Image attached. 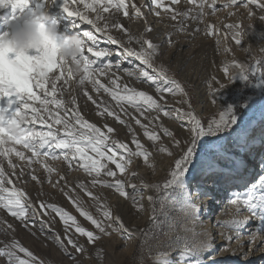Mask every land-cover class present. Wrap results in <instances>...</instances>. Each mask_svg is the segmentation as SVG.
<instances>
[{"label": "snow or ice", "instance_id": "snow-or-ice-1", "mask_svg": "<svg viewBox=\"0 0 264 264\" xmlns=\"http://www.w3.org/2000/svg\"><path fill=\"white\" fill-rule=\"evenodd\" d=\"M31 2L32 5L35 4L37 9L45 5L44 0H31ZM51 2L54 3L55 0H51ZM187 2L195 5V9L198 10L195 16H190L193 9L181 12L166 6L164 0H151V4L154 6V14L157 17L167 16L172 21H177V32L185 31V21L189 18L202 22L206 15V0H187ZM179 3L180 0H171L173 5ZM236 3L237 0H230V3L225 4L224 7H230ZM81 4L84 11L79 8ZM247 4H253L264 9V3H258V0H247ZM73 5L77 7L73 8ZM215 5L216 0H211V3L208 4L213 13L217 11ZM62 7L63 11L73 18V30L85 42L86 46L81 49L80 55L74 57L67 66L53 62L50 73L58 69V75H47L44 78H39L23 71H12L6 72L4 79L0 80V209L6 210L26 228L35 227L36 218L40 217L41 214L51 216V213H55V216H58L64 225L63 239L43 219L39 221L38 231L41 234L47 232L49 238L72 260H75L76 257L69 252L65 241L75 252L82 253L84 251V247L71 238L72 230L79 236L86 237L89 244H95L101 239V236L111 235L112 232L123 233L124 240L130 239L134 233L122 223L121 217L114 216L112 210L100 202L99 197L89 190V185L79 182L74 187H70L64 175H59L55 182L52 181L51 176L56 172V169L48 161L63 160L70 170L82 169L90 177L89 183L92 188L98 185L107 187L113 189L120 197L131 200L132 206L137 212L144 211L142 203L144 190L155 191L157 193L155 197L151 195L147 197L152 225L159 222L158 211H163L166 206L171 205L173 210L184 217V220L166 217L169 231H175L180 226L192 231L194 237H202L201 239H182L177 235L170 241V244L182 245L178 264H205L206 254L210 253L214 247L212 238L206 232L196 233L194 229L187 227L188 224L196 225L199 223L200 209L193 202L187 179L190 170L198 171L205 175H213L217 177L215 182L228 186L226 211L231 218L217 222L219 227L228 230V232L221 233L226 242L238 241L242 237L249 224V216L244 215L245 212L256 219L255 229L248 232L249 247L252 248L257 238L264 236V174L259 175L254 182L248 183L242 175L245 162L234 158L231 149L235 146L238 149L250 151L256 143L255 139L249 138V130L246 125L236 127L240 120V115L236 109L247 108L253 102L254 97L235 95L232 103L227 104L219 111L218 118L212 117L205 125L194 113L193 105L182 84L168 75L166 67L156 65L155 60L159 55V46L147 39L146 34L131 35L117 18L118 14L129 19L143 18L141 8L132 0H91V2L63 0ZM88 13L95 15L92 17ZM106 13L110 15L106 16ZM81 22L90 25L91 30L79 31ZM225 27L232 29L239 26L226 25ZM212 28V25L207 28L209 36L213 34ZM113 30L122 32L127 39L116 38L112 35ZM152 31L151 26L146 28V33ZM233 35L235 43L239 45L241 43L240 33L237 31ZM100 38L119 49L116 55H120L124 59L132 58L142 65L135 70L123 69L129 77L134 78L137 82L153 85L161 101L165 99V93L171 94L172 97H183L176 103L187 105V110L181 107L166 108L164 104L159 103L146 92L126 84L121 85L119 83L120 77L112 72L113 68L119 70L121 65L105 62L108 57L113 55V52L109 48L100 46ZM167 43L169 46L172 45L171 34L167 38ZM133 45L137 47H133ZM262 64L264 61L256 60L251 67H246L239 62H233L231 66L226 64L222 71L225 76H229L230 67L237 69L238 74L229 76L230 81H240L246 87L256 89L261 95H264V67H261ZM100 77L107 78L108 84L102 83ZM250 77H256L255 82ZM211 79L220 85L218 89H213L211 82L208 84L209 95L213 97L212 103L215 104L217 93L225 85L220 84L215 76ZM61 81L62 83H60ZM73 81L75 87L72 86ZM86 83L90 84L92 90L97 94L103 90L104 93L110 95L116 101V107L120 108L125 116H130V113L123 107L124 104H127L140 113L142 117L148 119L149 125L152 126L151 130L149 125H145L140 119L131 116V119L143 129L144 136L153 143L158 153L166 154L169 157L174 155V152L161 142V136L156 128L159 127L163 136L171 139V147L178 149L181 154L175 159L174 166L168 171V178L165 181L150 184L141 180L140 184L137 185L131 182V178H135L137 173L132 172L128 180H122L117 178L116 171L108 167V163L114 164L115 169L123 176L132 163V158L141 157L144 164L153 172L155 171V165L150 162L152 152L145 149L136 138L131 125L127 120L121 119V114L112 110L111 106H105L103 101L97 102L93 99L87 89L83 88ZM77 88L82 89V94L96 105L98 116L103 117L107 114V116L113 117L117 122L127 127L128 132L132 134L135 150L130 148L127 143L111 139L108 134L114 132L112 127H107L106 134L100 127L90 123L81 114L75 94ZM65 94L70 97L68 100L64 99ZM149 112L155 113V115L149 118L146 115ZM160 113H163V116L170 120L181 122L180 127L188 133L187 138L181 141L167 127L156 124L155 122L160 119ZM259 140L261 144H264V134L259 137ZM55 150H60V153ZM25 152L31 155H26ZM89 152L94 153L96 158L89 155ZM13 156L19 161L26 162L24 167L31 170L29 175L37 183L42 182L35 175V169L32 167L34 164H39L44 169L48 174L47 182L53 187L64 181L61 191L65 187L68 188L64 195L68 197L80 216L94 226L95 231L85 229L78 223L75 216L55 204L41 201L38 210L28 199L26 193L13 185L9 173L5 170L6 161L8 169H11V174L16 176L17 181L24 176V167L14 163ZM102 160H106L108 163H101ZM18 167H20V171L17 174L16 169ZM259 168L264 173V160H261ZM102 173L104 176L113 178L114 182L101 179ZM233 184L241 185V189H234ZM7 185H13V187L9 188ZM127 188H131L132 192L129 193ZM76 189L84 192L95 202L97 212L100 214L99 218H95L82 207ZM51 219L54 220L55 217H51ZM2 223L4 222L0 221V224ZM7 229L15 231L11 224L7 225ZM32 234L35 235V232ZM142 234L147 236L146 231ZM223 250H227V248ZM18 252L23 253L26 258L22 259L17 254ZM247 256L248 254L245 253L243 259L247 260ZM0 257L6 258L7 264H44L16 239L10 243H5L0 248ZM95 257L102 260L103 250H98ZM208 259L211 261L213 258L208 257ZM153 264H172V261L167 253L158 252L153 257Z\"/></svg>", "mask_w": 264, "mask_h": 264}, {"label": "rangeland", "instance_id": "rangeland-1", "mask_svg": "<svg viewBox=\"0 0 264 264\" xmlns=\"http://www.w3.org/2000/svg\"><path fill=\"white\" fill-rule=\"evenodd\" d=\"M86 2H91V0H86ZM132 2L141 8L143 18L129 19L122 14H118L117 18L124 27L128 29L131 35L139 36L141 34H146L147 39H150L159 46V55L155 60L156 65H163L166 67L168 75L182 84L188 93L191 104L193 105L194 113L201 119L202 123L206 125L207 121L212 117L215 116L218 118L219 111L226 107L227 104L232 103L235 95L239 94L244 97L251 95L254 97V100L247 108L236 109L240 115V120L236 127L246 125L249 130V138L257 139V133H261L264 130L262 129L264 128V104H261L262 100H264V95H261L256 89L246 87L245 84L240 81H230L229 76L237 75V69L230 67L229 76H225L222 69L226 64L231 66L233 62H239L246 67H251L256 60L264 61V51H262L264 50V47L256 54L250 56L259 45L264 43V19H262V17H264V9L253 4H247V0H237V3L230 7H224L225 4L230 3V0H216L215 7L217 11L213 13L212 9L208 7L211 0H206V15L203 17L202 22L200 20L194 21L189 18L185 21V31L177 32V21H172L167 16L157 17L154 14V6L151 4V0H132ZM164 3L166 6L172 7L181 12L193 9L190 16H195L198 11L195 9V5L188 3L187 0H180V3L176 5L171 4V0H164ZM258 3H264V0H258ZM62 4L63 0H55L54 3H51L50 7L45 4L39 9L41 12H46L50 23L58 24V33L61 38H68L75 33V30L72 28L73 18L69 17L67 13L63 11ZM246 4L247 6H245ZM72 7L75 8L77 6L73 5ZM79 8L84 11L82 4L79 5ZM35 9H37L35 4L23 13H14L11 9H0V34H3L8 30L7 21L14 14L18 16L22 22L23 19L29 18L32 11ZM129 10L130 12L132 11L131 8ZM88 14L92 17L95 15L94 13ZM105 15L107 16L110 14L106 13ZM209 25L213 26V34L211 36L207 34V28ZM226 25L239 27L228 29L225 27ZM149 26L153 28V31L146 33V28ZM197 29H199V31H197ZM78 30H91V26L81 22ZM237 31L240 33L239 39L241 40V43L239 45L235 43L233 35V33ZM169 34H171V46L167 43ZM112 35L120 40L127 39V37L118 30H113ZM217 41H219V43H217ZM104 43H107L106 40L100 38V46L109 48L113 52V55L108 57L105 62H111L113 65L119 63L121 65L119 70L116 68L112 69V72L120 77L119 83L121 85L126 84L129 87L146 92L159 103L164 104L166 108L181 107L187 110V105L176 103L177 100L183 99V97H172L171 94L165 93V99L161 101L159 99V94L156 92L153 85L150 83L137 82L134 78L129 77L123 69L127 68L129 70H135L138 67H142V65H140L139 61H135L132 58L124 59L122 56L116 55V52H118L119 49L115 45L108 46L104 45ZM133 47L137 46L133 45ZM30 55H34V53H30ZM261 67H264V64H262ZM58 74L59 70L57 69L49 75ZM213 76L216 77L220 84L225 85V87L217 93V102L215 104L212 103L213 97L209 95L210 89L208 84L211 82L213 89H218L220 85L215 81H212L211 78ZM250 78L255 82L256 77ZM100 79L102 83L106 85L108 84L107 78L100 77ZM60 83H62V81ZM72 86L75 87L74 81L72 82ZM83 88L87 89L89 95L97 100V102L103 101L105 106H111L112 110L120 113L121 119L127 120L131 125L136 138L141 144H143L145 149L152 152L150 162L155 165V171L153 172L152 169L148 168L141 157L132 158V163L128 166V170L123 176H121L119 171L115 169L114 164L108 163L106 160H102L101 163H108V167L117 172V178L122 180H128L132 172L137 173L135 178H131V182L137 185L140 184L141 180L150 184L162 183L165 181L168 178V171L174 166L175 159L181 154L178 149H173L171 147V139L163 136V132L160 131L159 127L156 128V131L161 136V142L168 146L174 152V155L169 157L166 154L158 153L153 146V143L144 136L143 129L131 119V116L140 119L145 125H149L148 119L142 117L140 113L127 104H124L123 107L128 113H130V116H125L121 112V109L116 107V101H114L110 95L104 93L103 90L97 94L92 90L91 85L87 83ZM75 94L77 96V103L81 110V114L90 123H94L97 127H100L106 134L107 127H112L114 132L108 134L111 139L127 143L130 148L135 150V145L132 143V134L128 132L125 125L120 124L113 117L107 116V114L103 117L98 116L96 114V105L82 94V89L77 88ZM69 98L68 94H65L64 99L68 100ZM146 115L151 118L155 113L149 112L146 113ZM159 115L160 119L155 122L156 124L167 127L174 133L175 137L181 141L187 138L188 133L184 128L180 127L181 122L170 120L168 117L163 116V113H160ZM149 128L151 130L152 126L149 125ZM55 151L60 153V150ZM263 151L264 147H252L250 151H244L235 146L231 149L234 158L244 161L249 159L250 164L245 167V173L242 174L248 183L254 182L258 179L259 175L264 174L259 168L261 160H264V156L263 158L261 156ZM25 154L31 155L27 152H25ZM89 155L96 158L94 153L89 152ZM12 159L14 163L18 164L20 167H24L26 163L24 161H19L15 156H13ZM253 162L254 164H252ZM48 163L56 169V172L51 176L53 182L59 178V175H64L70 187H74L75 184L79 182L89 185V190L99 197L100 202L106 204L112 210L114 216L121 217L122 223L134 233L133 236L128 240H124L123 233L112 232L111 235L101 236V239L95 244H89L86 237H81L78 233H74V230H72L73 235L71 238L84 247L82 253H77L70 245H67V242L65 241L69 252L76 257L75 260H72L60 250L51 238H49L47 232L41 234L38 231L39 221L40 219H43L44 221H47L51 229L60 234L63 239L64 225L59 217L55 216V213H51V216H43L41 214L40 217L36 218L35 227L26 228L6 210L0 209V221L4 222L0 224V248H2L5 243H10L13 239H16L23 247L27 248L39 258V260H42L44 264H153V257L158 252L167 253L170 259L174 256H172V250L174 248L182 251L181 244H170V241L177 235L182 239L202 238L194 237L191 231L180 226H178L175 231H169L168 222L165 219L166 217L180 221L184 220V217L177 211L173 210L171 205L166 206L163 211H158L157 215L159 222L156 225H152L150 223L151 211L147 202V197L149 195L155 197L157 195L155 191L144 190V200L142 201L144 211L137 212L132 206L131 200H126L125 198L120 197L113 189L101 187L99 185L92 188L89 183L90 177H88L82 169L74 168L70 170L67 163L63 160H49ZM4 167L9 173V178L13 181V185L23 190L28 199L32 201L33 205L36 206L38 210L39 202L41 201L55 204L75 216L78 223L85 229L95 231L94 226L89 221L85 220L84 217L80 216L79 212L76 211V208L72 205L68 197L64 195V192L68 191V188L65 187L64 190L61 191V186L64 185V181H61L60 185H57L56 187L50 185L47 182L48 174L39 164H34L32 167L35 169V175H37L42 183H37L31 179L29 175L31 170L27 167H24L25 174L19 181H17L15 175L11 174V169H8L6 161ZM20 167L16 169L17 174L20 171ZM193 175L194 172L190 170L187 176L188 186H191L195 181ZM100 178L108 182H114L113 178L104 176L103 173ZM212 181H214L213 183H215L217 189L222 187V189L226 191V193L222 195V198L217 200L218 206H216V210L214 209L211 212V216L207 218L212 222L214 228L209 232L207 231V233L212 238V241H215L218 237L220 238L222 232H228L227 229L221 228L216 224L215 218L218 216L221 218V221H225L231 217L226 211L228 186L223 183L215 182L217 181V177H214ZM13 185L7 186L11 188ZM232 187L240 190L239 187H241V185L237 186V184H233ZM126 190L129 193L132 192L131 188H127ZM219 193L222 192H218V194ZM76 194L82 202V207L95 218H99L100 214L97 212V205L95 202L79 189H76ZM214 207L215 206H213V208ZM244 215L249 216V224L246 229L249 228L254 230L257 225L256 219L251 217L247 212H245ZM51 217H55V219L53 220ZM8 224H11L15 231L7 229ZM144 231L147 233L146 237L142 234ZM6 232L7 234H5ZM33 232H35V235L32 234ZM165 233H168V235H165ZM242 238H245L246 241L238 245L237 240L229 242L228 245L222 244L219 251L217 250L208 257L224 254L231 256L236 254L237 260H240L243 258V255L247 253V259H249L250 262L243 263L242 261H237L236 263L229 264H264V250H261L264 249V236L258 237L252 248L249 247V236L247 232L244 231L240 239ZM241 246L243 247L242 250L239 249ZM225 248H227V250H223ZM98 250H103L102 260H98L95 257V253ZM17 254L22 259L26 258L23 253L18 252ZM0 264H7L6 258L0 257Z\"/></svg>", "mask_w": 264, "mask_h": 264}, {"label": "clouds", "instance_id": "clouds-1", "mask_svg": "<svg viewBox=\"0 0 264 264\" xmlns=\"http://www.w3.org/2000/svg\"><path fill=\"white\" fill-rule=\"evenodd\" d=\"M51 3L45 0L48 7ZM31 7V0H0V9H11L14 13H23ZM7 29L0 34V80L12 71L44 78L52 71L53 62L67 66L86 46L76 33L61 38L58 24L50 23L46 12L40 9L33 10L22 22L14 14L7 21Z\"/></svg>", "mask_w": 264, "mask_h": 264}, {"label": "bare ground", "instance_id": "bare-ground-1", "mask_svg": "<svg viewBox=\"0 0 264 264\" xmlns=\"http://www.w3.org/2000/svg\"><path fill=\"white\" fill-rule=\"evenodd\" d=\"M104 45L109 46L111 44L104 43ZM263 47H264V43L259 45V47L256 50H254L250 54V56L259 52ZM261 104H264V100H262ZM262 129H264V128H262ZM263 131L261 133H257L258 135L256 134L257 139H255L256 143L253 147H264V144H261L260 140H259V137L262 134H264ZM232 155H233V153H232ZM261 156L263 158L264 151L262 152ZM244 162H245V167L249 166V164H250L249 159L244 161ZM252 164H254V162ZM245 167H244V171L242 170V174L245 173ZM254 167H256V166H254ZM214 177L215 176H213V175H205V174L198 172V171L194 172L193 178L195 181L192 183L191 186H188L190 191L192 192L193 202L200 209L199 223H197L196 225L188 224V228L194 229V231L196 233H204V232L207 233V231L209 232L212 229H214L212 226V222H210V220H208L207 218H209L211 216V212L214 209L216 210V206H218L217 200L222 198V195L224 193H226V191H224L222 189V187L220 189L216 188L215 183H213L214 181H212ZM238 179H239V177H238ZM237 186H240V185L237 184ZM239 189H241V187H239ZM214 190H215V192H214ZM218 192H222V193L218 194ZM213 198H215V199H213ZM213 206H215V207L213 208ZM215 220H216V224H217L218 221H221V218L217 216L215 218ZM249 231H251V229H249V228L245 229V232L248 233ZM139 233H140V231H139ZM191 233H192V231H191ZM217 233H218V230H217ZM199 238H201V237H199ZM245 241H246L245 238H242V239L238 240L237 245L240 243H243ZM213 243H214V247H213L212 251L210 253L206 254L205 264H227V263L229 264V263H236L237 261L238 262L242 261L243 263H247L249 261V259L244 260L243 258H241L240 260H237L236 254L231 255V256H227L225 254L219 255V256H210L213 259L211 261H209L208 256L210 254L216 252L217 250L219 251L222 244H227V245L229 244V242H226L225 239H223L221 236H220V238L218 237V239L213 241ZM239 249L242 250L243 247L241 246V247H239ZM180 252L181 251H179L175 248L172 250V256L174 255L172 258H170V260L172 261V264H178V256H179ZM225 262H227V263H225Z\"/></svg>", "mask_w": 264, "mask_h": 264}]
</instances>
